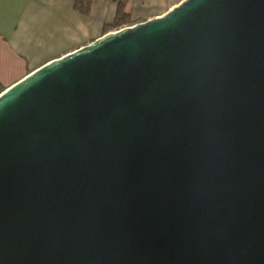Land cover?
<instances>
[{"label":"water","instance_id":"1","mask_svg":"<svg viewBox=\"0 0 264 264\" xmlns=\"http://www.w3.org/2000/svg\"><path fill=\"white\" fill-rule=\"evenodd\" d=\"M0 264H264V0H182L0 92Z\"/></svg>","mask_w":264,"mask_h":264},{"label":"crops","instance_id":"2","mask_svg":"<svg viewBox=\"0 0 264 264\" xmlns=\"http://www.w3.org/2000/svg\"><path fill=\"white\" fill-rule=\"evenodd\" d=\"M75 0H0V88L102 34L118 0H92L88 13ZM182 0H125L135 21L164 14ZM0 89V90H1Z\"/></svg>","mask_w":264,"mask_h":264},{"label":"trees","instance_id":"3","mask_svg":"<svg viewBox=\"0 0 264 264\" xmlns=\"http://www.w3.org/2000/svg\"><path fill=\"white\" fill-rule=\"evenodd\" d=\"M91 1L92 0H75L74 7L81 13H88L91 9ZM126 2L125 0H118L117 1V9L114 18L111 21L106 22L103 25L104 33L116 30L124 26L132 25L136 22L131 15L130 12L126 9ZM1 89V88H0ZM4 89H1L2 92Z\"/></svg>","mask_w":264,"mask_h":264}]
</instances>
